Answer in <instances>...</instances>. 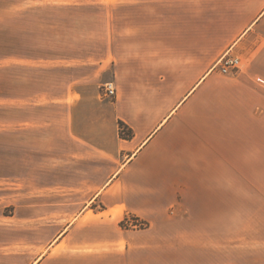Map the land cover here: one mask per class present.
<instances>
[{
	"label": "crops",
	"instance_id": "1",
	"mask_svg": "<svg viewBox=\"0 0 264 264\" xmlns=\"http://www.w3.org/2000/svg\"><path fill=\"white\" fill-rule=\"evenodd\" d=\"M95 2L105 7L108 54L93 79L69 88L65 139L48 147L57 164H72L87 198L54 241L86 229L90 246L120 248L128 264H198L186 252L207 251L209 228L224 224L209 213L224 211L219 197L241 195L238 165L259 161L256 138L234 136L227 149L208 132L264 133V0ZM225 51L243 72L215 75ZM106 81L112 99L100 96ZM120 122L131 138L119 136ZM126 213L147 226L123 229Z\"/></svg>",
	"mask_w": 264,
	"mask_h": 264
},
{
	"label": "rangeland",
	"instance_id": "2",
	"mask_svg": "<svg viewBox=\"0 0 264 264\" xmlns=\"http://www.w3.org/2000/svg\"><path fill=\"white\" fill-rule=\"evenodd\" d=\"M106 20L105 7L95 0H0V264L131 261L120 248L90 246L86 229L68 234L60 244L54 241L87 195L72 164H57L48 147L55 151L65 139L61 125L69 88L93 79L108 54ZM243 67L242 63L237 72L226 74L212 70L227 77L238 75ZM104 83L98 88L100 96L114 98L116 87L114 94L106 95ZM259 103L264 106V100ZM217 104L211 100L210 108ZM257 123H264V118ZM210 128V145L227 149L234 146V136L256 138L259 161L238 165L241 195L219 197L224 211L209 213L210 221L224 224L209 228L214 242L207 251L195 242L200 249L186 254L198 264H264V133ZM118 129L121 137L132 132L120 123ZM119 225L143 229L147 222L126 213Z\"/></svg>",
	"mask_w": 264,
	"mask_h": 264
},
{
	"label": "built area",
	"instance_id": "3",
	"mask_svg": "<svg viewBox=\"0 0 264 264\" xmlns=\"http://www.w3.org/2000/svg\"><path fill=\"white\" fill-rule=\"evenodd\" d=\"M242 59L238 55L231 54L229 51L222 53L212 66V69H217L220 73H235L241 68ZM103 92L106 95H112L115 92L113 81H107L103 85Z\"/></svg>",
	"mask_w": 264,
	"mask_h": 264
},
{
	"label": "trees",
	"instance_id": "4",
	"mask_svg": "<svg viewBox=\"0 0 264 264\" xmlns=\"http://www.w3.org/2000/svg\"><path fill=\"white\" fill-rule=\"evenodd\" d=\"M120 124H121L122 126L126 127V125H124V123L120 122ZM128 130H130V129H128ZM131 135H132V132L129 131L126 135H123V136L126 137V138H129V137H131Z\"/></svg>",
	"mask_w": 264,
	"mask_h": 264
}]
</instances>
